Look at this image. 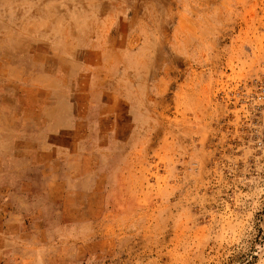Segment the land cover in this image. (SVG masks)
<instances>
[{
    "label": "rangeland",
    "instance_id": "374dc122",
    "mask_svg": "<svg viewBox=\"0 0 264 264\" xmlns=\"http://www.w3.org/2000/svg\"><path fill=\"white\" fill-rule=\"evenodd\" d=\"M72 9L104 17L62 40ZM0 30L1 60L113 92L34 264H264V0H0Z\"/></svg>",
    "mask_w": 264,
    "mask_h": 264
},
{
    "label": "crops",
    "instance_id": "0c3cea01",
    "mask_svg": "<svg viewBox=\"0 0 264 264\" xmlns=\"http://www.w3.org/2000/svg\"><path fill=\"white\" fill-rule=\"evenodd\" d=\"M103 17L79 9L64 11L58 20L62 40L70 39L67 30H97ZM20 59H0V254L4 248L10 263L34 264L32 244L40 232L48 231L45 217L54 205L49 196L55 185L62 186V197L67 198L58 208L61 213L70 185L77 183L78 188L74 176L85 152L81 128H88V138L97 140L108 107L102 95L109 90L72 81L69 72L59 75L38 63L23 69ZM113 115L106 118L111 123Z\"/></svg>",
    "mask_w": 264,
    "mask_h": 264
},
{
    "label": "built area",
    "instance_id": "2783aa9c",
    "mask_svg": "<svg viewBox=\"0 0 264 264\" xmlns=\"http://www.w3.org/2000/svg\"><path fill=\"white\" fill-rule=\"evenodd\" d=\"M248 97L264 118V73L255 80L253 92L248 94Z\"/></svg>",
    "mask_w": 264,
    "mask_h": 264
}]
</instances>
